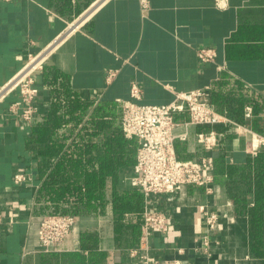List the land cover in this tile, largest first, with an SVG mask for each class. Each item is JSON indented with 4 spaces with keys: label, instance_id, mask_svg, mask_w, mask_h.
Returning <instances> with one entry per match:
<instances>
[{
    "label": "crops",
    "instance_id": "obj_1",
    "mask_svg": "<svg viewBox=\"0 0 264 264\" xmlns=\"http://www.w3.org/2000/svg\"><path fill=\"white\" fill-rule=\"evenodd\" d=\"M204 47L216 50L214 60L199 58ZM34 56L43 57V66L35 71L37 110L28 121L21 110H10L21 98L19 89L6 88ZM110 69L117 73L109 81ZM53 70L93 101L77 130L99 105H113L121 122V100L167 104L177 92L208 88L210 105L229 120L194 124L188 112L178 113L177 156L214 160L213 151L224 147L230 162L242 164L264 147L259 142L264 135L253 128L254 119L262 124L264 118V0H222L221 5L216 0H149L146 10L141 0H0V264H133L142 262L141 255L179 264H264V255L251 252L248 216L236 212L225 178L215 169L211 191L181 184L172 193L150 196L147 206L170 219L165 232L149 233L144 223L118 231L110 202L102 212L78 215L65 240L44 249L39 238L43 215L35 211L42 177L29 139L32 123L51 104L46 77ZM133 83L142 91L140 99L131 97ZM238 100L245 102L241 115H235L244 121L228 112L239 107ZM212 131L219 144L208 150L198 135ZM21 173L26 179L17 182ZM134 174L135 165L121 172L118 189L138 188ZM204 209L219 214L210 254L198 249V238L207 231Z\"/></svg>",
    "mask_w": 264,
    "mask_h": 264
},
{
    "label": "trees",
    "instance_id": "obj_2",
    "mask_svg": "<svg viewBox=\"0 0 264 264\" xmlns=\"http://www.w3.org/2000/svg\"><path fill=\"white\" fill-rule=\"evenodd\" d=\"M60 76L57 70L47 75L52 101L31 127L29 144L37 151L42 177L36 213L78 216L102 212L111 202L118 231L124 225L142 224L143 192L118 189L120 173L137 161L138 140L125 135L113 105L96 106L77 130L93 101L83 99ZM244 102L238 100L236 109L228 107L229 115L244 121L237 116ZM252 104L260 109L259 103ZM262 124L254 119L253 128L264 135V118ZM213 156L215 175L225 178L236 212L249 218L251 252L264 255V147L242 164L230 162L224 147L213 151Z\"/></svg>",
    "mask_w": 264,
    "mask_h": 264
},
{
    "label": "built area",
    "instance_id": "obj_3",
    "mask_svg": "<svg viewBox=\"0 0 264 264\" xmlns=\"http://www.w3.org/2000/svg\"><path fill=\"white\" fill-rule=\"evenodd\" d=\"M222 0H216L221 5ZM142 7H149V0H141ZM199 58L212 61L216 58V50L204 47L199 50ZM43 66V57L34 56L26 66L11 80L6 90L18 88L21 94L19 101L14 102L10 110L19 112L25 120L32 121L37 107L34 99L39 93L36 85L35 71ZM116 69H110L107 79L110 81L116 75ZM132 98L140 99L142 91L138 84L133 83L130 89ZM4 93L1 94L3 96ZM0 96V97H1ZM210 91L195 89L188 92H177L176 99L167 104H142L134 100H121V125L125 135L136 138L139 142L135 174L132 178L134 186L144 194L145 207L143 210L144 226L150 232H165L169 229L170 219L161 211L152 210L147 206L150 196L158 193H172L181 184H195L205 186L211 191L214 181V160L208 156L200 160H181L175 149V127L178 125L176 115L188 112L190 122L194 124H215L226 122V115L217 111L209 103ZM251 115V109L248 111ZM199 142L208 150L214 149L219 144L218 134L215 131L202 132L198 135ZM264 145V137L260 141ZM26 179L25 174H17L16 181ZM207 231L198 238L201 243L199 248L210 254V234L219 222L216 211L204 209ZM77 221L74 214H46L43 215L39 238L44 249L48 250L52 243H59L71 233ZM133 256L138 255V250H131ZM141 263L133 264H179L176 260L152 259L141 255Z\"/></svg>",
    "mask_w": 264,
    "mask_h": 264
}]
</instances>
